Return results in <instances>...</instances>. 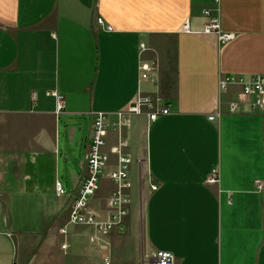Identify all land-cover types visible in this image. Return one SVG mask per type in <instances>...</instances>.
<instances>
[{"label":"crops","instance_id":"obj_1","mask_svg":"<svg viewBox=\"0 0 264 264\" xmlns=\"http://www.w3.org/2000/svg\"><path fill=\"white\" fill-rule=\"evenodd\" d=\"M211 17L235 37L203 32ZM232 74H264V0H0V264L50 263L52 253L33 252L60 247L87 175L92 113L126 110L140 94L170 113L107 129L91 202L100 219L121 136L132 185L125 229L103 241L115 252L128 237L133 264H157L158 250L175 264H264V112L250 111L241 83L220 90Z\"/></svg>","mask_w":264,"mask_h":264},{"label":"built area","instance_id":"obj_2","mask_svg":"<svg viewBox=\"0 0 264 264\" xmlns=\"http://www.w3.org/2000/svg\"><path fill=\"white\" fill-rule=\"evenodd\" d=\"M219 2L220 0H215ZM205 13L211 16V10H206ZM100 24H104L103 18H98ZM185 29L191 32L190 25L185 24ZM205 33H215L218 35L222 43H226L235 37L232 32H226L221 29L220 21L216 17H211L209 23L203 30ZM147 77V74H143ZM242 84V94L248 97V106L250 111L264 112V74H255L249 77L232 74L224 76L220 80V90H227L231 84ZM57 98V107L59 110L64 108L63 96L56 92H49ZM242 103L233 101L230 104L231 111H240ZM147 112L151 120H156L161 114H169V108L155 106V100L151 95H139L135 101L129 105L126 110H121L116 113H108L104 111L93 112V128L91 139L86 158L87 175L81 183L77 196L74 198L71 205L70 221L68 224H80L92 226L95 230L97 238L108 236L113 231L125 229V219L128 213V205L131 199L129 188L131 182L128 180V171L132 162L130 156L122 154L121 148L118 149V166L110 173V178L114 183V189L111 193L108 206L110 209L109 218L102 220L97 212L91 207L92 197L98 192L101 187V182L108 166L109 157L104 151L106 144L105 133L109 127H116L119 131L124 126L129 124L130 118L135 114ZM124 144V143H122ZM120 146V145H119ZM218 172L215 170L210 181L218 180ZM259 189H264V186L258 184ZM157 185L153 184L152 189L156 190ZM56 195L64 197L66 190L60 181H56ZM68 224L60 228V233L66 235L68 233ZM92 239V238H91ZM94 239V237H93ZM66 245V243L64 244ZM67 246V245H66ZM100 248L103 250L104 260L106 264H111V247L108 241H102ZM157 264H175V255L168 250H158L155 254Z\"/></svg>","mask_w":264,"mask_h":264},{"label":"rangeland","instance_id":"obj_3","mask_svg":"<svg viewBox=\"0 0 264 264\" xmlns=\"http://www.w3.org/2000/svg\"><path fill=\"white\" fill-rule=\"evenodd\" d=\"M110 128V127H109ZM106 137V135H105ZM124 143V144H122ZM119 148H121L122 154H125L127 156H130L129 153H126L125 148L128 146V139L125 136H121V142L119 141ZM125 151V152H124ZM119 154V151H118ZM131 158V156H130ZM105 175V173H104ZM104 177V176H103ZM148 178V176H147ZM99 191V190H98ZM129 191V190H128ZM67 194V193H66ZM96 195V194H95ZM94 195V196H95ZM77 196V194H76ZM75 196V197H76ZM92 197V199L94 198ZM74 197V198H75ZM111 197V195H110ZM110 197L108 199V202L110 200ZM92 202V200H91ZM92 207V206H91ZM130 208H131V199L129 201L128 205V213L126 216L130 214ZM142 210L140 212L141 214V224L140 229H137L136 232L141 238V242H138L140 244H137V247L139 248L142 243H144L143 239V232H144V208L141 207ZM71 212V209H70ZM70 221V217H69ZM68 221V222H69ZM86 227H92L89 225H75L70 224L68 226V234L63 235L58 238L57 242H60L57 244L53 252L46 251L45 246H43L40 249L39 246L36 247V250H34L33 253L37 255H41L42 253H47L48 256L51 254V260L49 264H106L104 260V256L106 255L103 253V250L100 248V244L102 241H99L98 239L94 240L93 238L88 240V231H86ZM74 230V232H73ZM127 237V236H126ZM128 238V237H127ZM127 238L123 239L122 243L118 247V249L111 251L110 257H111V264H133V258L136 257L138 254H140V251L137 250L136 246H132L131 241H129ZM68 244H67V243ZM101 242V243H99ZM66 243V245H64ZM111 247V244H110ZM132 249V251H131ZM32 256V255H31ZM25 258L27 259L28 256L25 255ZM18 264V263H16ZM20 264V263H19ZM22 264V263H21ZM26 264V263H25Z\"/></svg>","mask_w":264,"mask_h":264},{"label":"bare ground","instance_id":"obj_4","mask_svg":"<svg viewBox=\"0 0 264 264\" xmlns=\"http://www.w3.org/2000/svg\"><path fill=\"white\" fill-rule=\"evenodd\" d=\"M206 11V10H205ZM205 13V12H204ZM186 30V29H185ZM186 31H188V30H186ZM204 32V31H203ZM213 33V32H212ZM215 34H216V32H215ZM218 36V35H217ZM219 38V37H218ZM219 41H220V39H219ZM221 42V41H220ZM222 43V42H221ZM142 46H144V45H142ZM148 77V76H147ZM146 78V77H145ZM165 108H167V107H165ZM241 109H242V107H241ZM241 111V110H240ZM240 111H232V112H240ZM159 117V116H158ZM150 119V118H149ZM151 120V119H150ZM152 121H154V120H152ZM91 139V138H90ZM106 145V144H105ZM128 180H129V182H131L130 181V178H129V171H128ZM218 180H219V177H218ZM217 180V181H218ZM217 181H213V182H217ZM132 185V184H131ZM131 188V187H130ZM130 188H129V190H130ZM75 225H78V224H75ZM106 236H101V238L99 239V238H97V236H96V234L94 235V238H95V240L96 239H98L99 241H103V239L105 238ZM157 260V259H156Z\"/></svg>","mask_w":264,"mask_h":264}]
</instances>
